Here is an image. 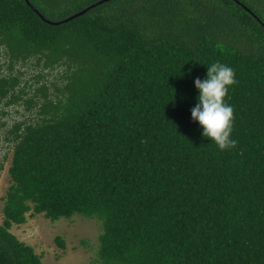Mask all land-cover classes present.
Here are the masks:
<instances>
[{
    "label": "trees",
    "instance_id": "1",
    "mask_svg": "<svg viewBox=\"0 0 264 264\" xmlns=\"http://www.w3.org/2000/svg\"><path fill=\"white\" fill-rule=\"evenodd\" d=\"M94 1L0 0V115L18 101L33 112L3 135L0 264H40L9 231L26 212L97 218L98 264H264V0H106L56 24L38 15ZM29 58L63 67L23 97L12 69ZM215 62L237 81L224 98L237 144L224 151L191 119L194 80Z\"/></svg>",
    "mask_w": 264,
    "mask_h": 264
},
{
    "label": "rangeland",
    "instance_id": "2",
    "mask_svg": "<svg viewBox=\"0 0 264 264\" xmlns=\"http://www.w3.org/2000/svg\"><path fill=\"white\" fill-rule=\"evenodd\" d=\"M62 67L57 66L49 70H41L38 65L34 64V58H29L26 61L16 63L12 73L16 74L18 70L21 71L19 86H24L26 92L22 96L25 97L33 92L34 87L43 82L55 81L59 83ZM1 70L5 73L3 66L0 72ZM38 71H40L41 76L38 81L34 82L32 75ZM24 106L22 101L13 105L8 104L5 107L7 112L0 115V120L5 122L0 125V157L5 152V157L0 165V220L3 196L9 183L6 169L11 153V146H7L3 135L13 120H22L27 116H33V112L26 110ZM25 217L21 223H12L9 231L19 240L32 246L34 252L40 255V264H98L96 249L97 237L101 227L97 218L73 214L68 218L59 217L50 220L42 213L29 212L25 213ZM56 236L62 239L63 247L56 242Z\"/></svg>",
    "mask_w": 264,
    "mask_h": 264
},
{
    "label": "clouds",
    "instance_id": "3",
    "mask_svg": "<svg viewBox=\"0 0 264 264\" xmlns=\"http://www.w3.org/2000/svg\"><path fill=\"white\" fill-rule=\"evenodd\" d=\"M235 71L226 64L212 63L206 79L197 77L194 86L198 90V103L191 109V119L203 129L201 135L213 142L220 151L234 148L237 141L231 139L234 108L225 103L230 86L236 84Z\"/></svg>",
    "mask_w": 264,
    "mask_h": 264
},
{
    "label": "water",
    "instance_id": "4",
    "mask_svg": "<svg viewBox=\"0 0 264 264\" xmlns=\"http://www.w3.org/2000/svg\"><path fill=\"white\" fill-rule=\"evenodd\" d=\"M102 1H106V0H96V1H94V2H92V3H90V4H88V5H86V6H84V7H82L81 9L76 10V11H74V12L68 14L67 16H65V17H63V18H61V19H58V20H50V19H47V18L43 17L39 12H38V15H39L43 20H45L46 22L56 24V23H59V22L65 21V20H67V19H70V18H72V17H74V16L80 15L83 11H85V10H86L87 8H89L90 6L95 5V4H97V3H99V2H102Z\"/></svg>",
    "mask_w": 264,
    "mask_h": 264
}]
</instances>
